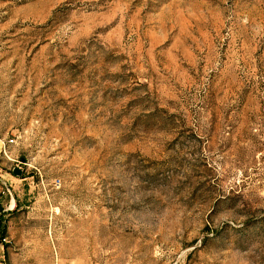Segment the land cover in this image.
I'll list each match as a JSON object with an SVG mask.
<instances>
[{
	"label": "rangeland",
	"instance_id": "obj_1",
	"mask_svg": "<svg viewBox=\"0 0 264 264\" xmlns=\"http://www.w3.org/2000/svg\"><path fill=\"white\" fill-rule=\"evenodd\" d=\"M1 212L0 264H264V0H0Z\"/></svg>",
	"mask_w": 264,
	"mask_h": 264
},
{
	"label": "trees",
	"instance_id": "obj_2",
	"mask_svg": "<svg viewBox=\"0 0 264 264\" xmlns=\"http://www.w3.org/2000/svg\"><path fill=\"white\" fill-rule=\"evenodd\" d=\"M4 212L0 213V240L3 239L4 237V233H5V227H4V222L2 220V215Z\"/></svg>",
	"mask_w": 264,
	"mask_h": 264
},
{
	"label": "water",
	"instance_id": "obj_3",
	"mask_svg": "<svg viewBox=\"0 0 264 264\" xmlns=\"http://www.w3.org/2000/svg\"><path fill=\"white\" fill-rule=\"evenodd\" d=\"M12 172H13L14 174H16V175H21V173H22V168H21L20 166H14V167L12 168Z\"/></svg>",
	"mask_w": 264,
	"mask_h": 264
}]
</instances>
